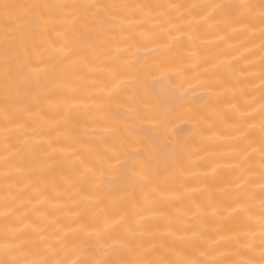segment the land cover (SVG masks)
Here are the masks:
<instances>
[{
	"label": "bare ground",
	"instance_id": "6f19581e",
	"mask_svg": "<svg viewBox=\"0 0 264 264\" xmlns=\"http://www.w3.org/2000/svg\"><path fill=\"white\" fill-rule=\"evenodd\" d=\"M0 264H264V0H0Z\"/></svg>",
	"mask_w": 264,
	"mask_h": 264
}]
</instances>
